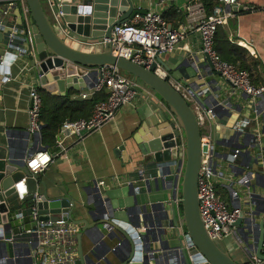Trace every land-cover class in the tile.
Masks as SVG:
<instances>
[{"label": "water", "instance_id": "water-1", "mask_svg": "<svg viewBox=\"0 0 264 264\" xmlns=\"http://www.w3.org/2000/svg\"><path fill=\"white\" fill-rule=\"evenodd\" d=\"M138 1L61 0L60 9L63 15L58 29L43 0H26L31 14L34 52L28 53L29 49L25 46L26 52L22 54L31 62L41 87L54 95L64 96L67 88L84 87L88 68L112 64L130 75L134 82H141L144 87L152 90L164 102L171 114L168 115L163 110L155 114L152 112L138 125L133 139L137 143L138 151L146 158L145 166L156 169L158 175L153 177V182L157 189L166 187L170 190L179 244L171 246L167 239H162L166 230L161 228L160 222L167 216L166 213L158 212L162 205L142 202L133 182L121 187L99 186L94 183L88 189V193L93 195V207L86 208L80 218L75 216L78 204L70 196L60 197L61 202L51 204L44 200L38 203L40 218L48 220L51 218L50 214H53L52 218L57 219L63 213L66 219L81 226L77 235L81 264H113L107 254L105 258L98 254L99 245L96 241H92L95 245L88 254L84 252L82 239L91 228L98 229L100 244L109 246L107 240L122 239L131 247L132 253L121 264H241L232 257L231 250L249 257L255 255L264 261V141L262 147H259V141L256 140L258 133L264 137V93L259 97L257 111L254 112L256 118L253 120L256 121V126L261 120L262 130L257 127L249 131L231 130L228 137L217 139L212 149V160L217 168L218 160L229 165L230 152L241 146L244 151L240 155L246 157L245 170L251 171V192L243 193L242 199L245 202L241 205V215L234 223L237 227V240L230 250L210 237L202 220L198 199V176L203 154L202 129L194 109L181 93L167 79L154 73L157 63L162 64L161 58L150 69H146L116 55L112 43L106 44L99 51H91L82 48L79 42L110 38L115 25L127 22L136 13H146L147 10L135 7ZM228 9L238 12L242 8L234 4L228 6ZM18 16L20 17L19 10ZM19 23H23L22 18ZM0 43H5L1 31ZM17 57L16 53L9 52L6 60L11 62ZM163 67L176 80L185 84L197 83L200 86L207 84L204 82L205 73L211 69L210 61L206 59L201 62L198 56L182 59L175 66ZM212 88L213 86L210 88L211 92L219 90ZM197 99L203 109L218 105L220 110L227 112L228 107L233 108L232 97L225 101L227 99L215 97L213 93L208 97L197 96ZM171 116L175 118L178 126ZM22 136L29 137L28 133ZM22 142L24 146L28 144V141ZM182 144L184 161L180 158ZM217 145L229 150L218 152ZM124 151L125 145H121L116 149V155L127 160ZM30 156L29 152L28 155L16 154L10 139L6 143H0V222H7L11 215L22 212L26 228H30L28 222L34 204L32 198L39 192V183H42L39 174L32 173L26 165ZM177 161V168L182 169V173L166 180L165 177L171 173L172 164ZM159 175L164 177L160 179ZM145 184L150 190L152 180L146 179ZM178 195L181 196L178 200L181 205L180 217L176 209L177 201L175 202ZM43 196L47 198L46 195ZM181 227L184 233H181ZM15 232H18L17 228ZM153 242H158L160 247L154 249ZM110 251L117 254L115 249L110 248L108 252ZM154 252L158 255H154ZM245 264L251 263L247 261Z\"/></svg>", "mask_w": 264, "mask_h": 264}, {"label": "built area", "instance_id": "built-area-1", "mask_svg": "<svg viewBox=\"0 0 264 264\" xmlns=\"http://www.w3.org/2000/svg\"><path fill=\"white\" fill-rule=\"evenodd\" d=\"M43 1L55 23V27L59 29L63 15L60 9L61 0ZM19 3L21 5L19 8L23 10V15H21L23 21L21 27L23 29L17 23H10L9 21L11 13ZM234 4L239 5V1L218 0V5L214 8L213 13L208 14L202 0L190 1L186 5L187 24L178 27L167 21L158 10H147L146 13H136L127 22L115 25L110 38L104 37L99 41L80 40L79 42L91 51H99L106 44L112 43L116 55L150 69L158 58L176 52L188 30H195L200 37V52L205 59L210 61V70L220 73L234 92H242L251 99L253 112H256L258 99L264 93V82L260 85L254 84L247 70L224 60L215 49L217 31L234 15L233 10L228 9V6ZM30 18L31 14L26 0H0V31L3 32L4 44L7 46L6 50L0 51V71L9 72L12 62L6 60V55L9 52L16 53L13 50V42L16 38L24 41L29 49L28 53L34 52ZM21 50L16 53L18 57L19 54L23 55L22 53L26 52L24 47ZM154 73L163 79H167L181 93L194 109L201 129L220 110L218 105H211L208 109H203L197 99V96L208 97L212 94L209 84L204 86L197 83L185 84L173 78L160 63H157ZM86 76L87 81L84 86L86 91L80 94L81 98L91 99L99 93H104L106 98L95 104L90 117L64 121L55 137L54 147L58 149L55 153H51L42 141L43 98L39 87L33 86L29 90L27 133L28 139L35 137L38 149L26 160V165L32 173L39 174L45 171L55 158L63 156L67 152L70 145L69 141L73 137L81 139L85 134L94 132L112 121L123 106L135 100L139 89H141L139 82H134L118 66L112 64L88 68ZM4 79L10 80L11 78L5 75ZM254 117L256 118V116ZM173 119L175 121L174 117ZM246 122L243 125L251 123V119H247ZM176 125L178 126L177 122ZM235 128L241 129V125L237 124ZM262 137L258 133L256 140L259 141V144L257 142L259 147H262ZM214 143L211 136L203 133L202 129L203 154L198 176V199L200 214L205 227L210 237L219 242L229 236L236 237L237 229L234 223L241 215L242 208L241 204L240 207H231L217 192L214 178L218 172L212 160ZM182 148L184 152L183 144ZM241 152V149H235L230 155V159H237ZM250 174L251 171L247 169L237 181L245 194L251 192ZM100 184L104 185L105 183L101 182ZM100 184L98 185L101 186ZM231 196L236 202L240 199V194L235 189L231 190ZM32 200L34 204L28 222L30 228H26L25 216L22 212L11 215L7 222H0V225H5L10 231V236L6 238L0 235V264H77L79 254L75 247V241L81 226L66 219L63 213L57 219L52 218L53 214H50L51 218L48 220L40 218L38 203L44 200L48 204L61 202L60 197L45 198L43 194L36 192ZM106 227L111 230L109 225ZM15 228L18 229V232H15ZM180 230L181 233H184L182 227ZM162 239H164L163 236ZM124 244V240H119L113 250H118ZM127 254L129 255V252ZM154 255H158V253L154 252ZM105 257L106 255L102 256V258ZM249 262L251 264H264V261L255 255L249 257Z\"/></svg>", "mask_w": 264, "mask_h": 264}, {"label": "crops", "instance_id": "crops-1", "mask_svg": "<svg viewBox=\"0 0 264 264\" xmlns=\"http://www.w3.org/2000/svg\"><path fill=\"white\" fill-rule=\"evenodd\" d=\"M190 1L193 0H139L135 7L141 10L156 9L162 14L167 13L170 20H166L178 27L187 24L186 5ZM238 1V6L242 9L238 12L233 11L234 15L220 26V30L222 33L224 32L226 43L238 45L247 50L246 60L251 67L252 80L254 84L260 85L264 82V0ZM20 6L19 3L14 8L9 21L10 23H17L23 29L21 27L23 23H19L21 15H23V10L19 8ZM18 10L20 17L18 16ZM13 45L15 46H13V50L16 53L19 50L22 51L21 49L26 46L24 41L18 38L15 39ZM200 49L199 34L195 30L190 29L174 54L160 57L162 60V64H160L162 66H175L182 59L196 56L200 58L201 62H204L206 59L201 54ZM13 60L8 73L0 71V143H6L10 139L16 154L26 153L28 155L29 152L32 155L38 150L35 137L28 139L27 137L23 138L22 135L27 133L29 125L27 113L29 90L33 86H38L41 89L42 87L31 62L27 58L19 54V57L13 58ZM257 61L260 62L258 66L255 65ZM5 75L11 79L5 80ZM204 82L210 84L211 87L213 86L212 90L219 89L212 92L215 97H220L223 100L224 98L227 99L225 101L232 97L231 105H233V108L228 107L227 112L222 111L223 109L218 110L217 115L209 119L205 126L202 127L203 133L210 135L215 142L217 139L221 140L228 137L231 130L236 129L235 126L237 124H240L241 130L244 131L253 130L255 127L262 130L261 125L263 124L261 120L257 126L256 121L253 122L255 116L253 101L245 94L238 91L234 92L230 84L215 71H206ZM140 84L141 90L139 89L135 100L123 106L112 121L94 132L85 134L81 139L73 137L69 141L70 145L67 152L63 156L55 158L45 171L39 173L40 182H42L39 183V193L51 198L70 196L78 204L75 216L80 218L82 217L81 214L86 212V208L93 207V195L88 193V189L94 183L100 184L104 182V185L107 186L121 187L133 182L135 191L142 198V202H147L149 205L155 203L162 205L158 212L161 214L166 213L165 215H167L160 222L161 228L166 230L163 238L167 239L171 246H177L179 244V236L173 219L170 190L166 187H162L160 190L157 189L153 182V177L158 175L156 169L152 166H145L146 158L138 151L137 143L133 139L138 125L152 112L155 114L163 110L168 115L171 113L158 95L144 87L141 82ZM218 87H222V89ZM84 91H86L85 87H71L66 89L65 95L69 93L70 98L74 101L89 100L81 98L80 94ZM48 94L53 97L62 96L54 95L50 92ZM171 117L173 118V116ZM247 119H251V123L243 125L247 123ZM24 140L28 141L25 146L22 144ZM182 143H184V140ZM121 145H125L124 152L127 160L121 155H116V149ZM240 147L236 149L244 151ZM46 148L51 153L58 151L54 146L46 145ZM224 150L229 149L217 145L216 151L221 152ZM180 153V158L184 161L182 146ZM232 153L230 152V155ZM245 158L243 155H239L237 159H231L229 165L222 160H218L219 165L216 168L218 174L214 178V184L217 192L231 207H240V204L242 205L245 202L242 199L244 198L243 188L237 183L240 175L246 171ZM177 167L178 161L172 164L171 173L165 177L166 180L177 177L180 171L182 173V169L178 170ZM141 171H143L142 175L140 174ZM163 177L159 175L160 179ZM146 179L152 180L150 190L146 187ZM232 189L237 190L240 194V199L237 202L231 196ZM180 197L178 195L175 200V202L177 201L176 209L179 217L181 215V205L178 203ZM0 232H2L1 237L3 238L10 236L9 229L3 224L0 225ZM87 232L88 234L83 236L82 239L83 250L86 254L95 245V242L93 244L92 241H96L97 245H99L98 254L101 256L107 254L113 264H121L132 253L131 247L127 243L117 250V254L112 251L108 252L110 248L116 247L118 239L107 240L109 246H106L98 242L100 241V234L97 228H91ZM235 240H237L236 237L229 236L220 240L219 244L231 250V245ZM78 246L79 241L76 237L75 247L77 251ZM152 247L158 249L160 244L153 242ZM128 252L129 255L127 254ZM231 255L241 264L249 261V256L244 255L242 252L231 250ZM77 264H81L80 260H78Z\"/></svg>", "mask_w": 264, "mask_h": 264}, {"label": "trees", "instance_id": "trees-1", "mask_svg": "<svg viewBox=\"0 0 264 264\" xmlns=\"http://www.w3.org/2000/svg\"><path fill=\"white\" fill-rule=\"evenodd\" d=\"M202 2L208 14H212L214 8L218 5V0H202ZM163 17L170 20L167 13H164ZM223 33L219 27L215 38V49L224 60L247 70L252 78L251 67L246 60L247 50L238 45L226 43ZM228 47L230 48L228 49ZM255 65H260V62H255ZM126 75L130 77V75ZM39 91L43 98L42 119L44 124L42 128V141L45 146H54L56 134L65 120L88 118L95 104L106 98L104 93H99L93 99L74 101L70 98L69 93L65 96L53 97L43 88H39Z\"/></svg>", "mask_w": 264, "mask_h": 264}, {"label": "rangeland", "instance_id": "rangeland-1", "mask_svg": "<svg viewBox=\"0 0 264 264\" xmlns=\"http://www.w3.org/2000/svg\"><path fill=\"white\" fill-rule=\"evenodd\" d=\"M82 48H84V49H86V47H84V46H81ZM7 49V46H6V44H4V43H0V51H3V50H6ZM139 84H140V82H139ZM141 85V84H140ZM141 90V89H140ZM0 235H2V232H0Z\"/></svg>", "mask_w": 264, "mask_h": 264}]
</instances>
